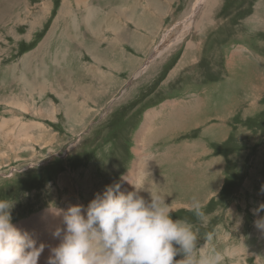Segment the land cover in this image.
<instances>
[{
	"label": "rangeland",
	"instance_id": "374dc122",
	"mask_svg": "<svg viewBox=\"0 0 264 264\" xmlns=\"http://www.w3.org/2000/svg\"><path fill=\"white\" fill-rule=\"evenodd\" d=\"M133 1L50 0L53 11L44 18L36 13L37 8L47 6V0H0V199L15 201L13 223L29 232L37 246H48L39 264H47L50 248L60 243L53 233L64 227L63 211L76 204L87 206L96 193L113 183H120L122 191H132L129 181L149 190L141 192L146 200L152 193L171 204L173 219H187L195 225L199 245L206 244L208 254H222V264H264V229L260 231L256 224L264 211L254 214L264 204V0H218L217 6L209 1L187 28L198 0H168V4L149 0L148 16L141 12L145 7ZM67 2L82 11L78 22L83 27L87 22L100 26L107 22V33L93 43L100 30L84 27V38L62 39V28L76 25L70 14H61ZM112 6L116 8L111 11ZM126 6L134 12V24L120 10ZM154 8L167 12L157 13ZM205 14L211 15L212 23L206 24ZM37 19L42 24L36 30ZM139 21L157 29L127 31L129 26L142 27ZM49 23L60 28L54 30L58 40L49 37L53 33ZM198 24L206 25L195 32ZM116 25L125 29L116 30L121 35H113L118 37L111 35ZM141 41L144 46L137 45ZM66 45L70 50L64 59ZM167 45L171 46L150 67L140 70L157 46ZM123 48L144 53L138 68L134 57L121 58ZM94 50L99 58L117 62L115 93L102 95L95 92L97 85L83 86L90 82V63H96L91 55ZM186 58L191 60L187 69ZM62 71L75 85L83 86L78 92L86 94L53 93L54 75ZM191 79L199 86L213 87L206 104L212 110L232 107L234 87L247 86L252 96L258 95V89L262 93L252 117H237L239 131L217 150L225 154V174L232 185L203 206L202 186L196 182L191 190L177 189V172L165 176L173 182L168 194L155 177L161 147L168 143L149 144L144 139L147 126L141 129L146 114L161 108L163 102L176 103L177 91L192 85ZM81 97L89 99L79 106ZM16 137L23 138L18 142ZM32 137L33 142L28 139ZM175 140L170 144L177 148ZM144 154L153 159L147 162ZM166 168L169 173L171 166ZM177 194L183 203L177 202ZM195 201L202 202L203 220L192 211Z\"/></svg>",
	"mask_w": 264,
	"mask_h": 264
},
{
	"label": "clouds",
	"instance_id": "9594fccd",
	"mask_svg": "<svg viewBox=\"0 0 264 264\" xmlns=\"http://www.w3.org/2000/svg\"><path fill=\"white\" fill-rule=\"evenodd\" d=\"M129 183L132 191L113 183L87 206L76 204L63 211L64 227L53 233L60 243L50 248L47 264H222V254H208L207 245H199L195 225L173 219L171 204L152 193L146 200L141 192L147 189ZM14 207L12 199H0V264H39L48 246H37L29 232L13 223ZM192 211L203 220L199 203H193ZM261 211L264 204L254 214ZM256 224L264 229V218ZM178 255L184 258L176 260Z\"/></svg>",
	"mask_w": 264,
	"mask_h": 264
},
{
	"label": "crops",
	"instance_id": "0c3cea01",
	"mask_svg": "<svg viewBox=\"0 0 264 264\" xmlns=\"http://www.w3.org/2000/svg\"><path fill=\"white\" fill-rule=\"evenodd\" d=\"M136 1L134 0L133 3ZM166 4L169 1L166 0ZM47 6L37 8L38 15H43L45 18V14L52 13L53 11V4H51L50 0H47ZM148 4V5H147ZM156 4V3H153ZM158 2L156 7H158ZM112 5V4H111ZM140 7L144 6L145 9H141L142 13H148L150 4L149 0L144 1L143 4H136ZM69 3H65L64 7L62 8L63 15H69L74 17L76 20V25L73 28L66 27L65 29L62 28V39L71 38L73 41H78L79 36L85 37V33L83 32V28H93V26L97 27L100 33L92 31L93 34H96L95 43L98 38L104 36L107 32L105 29L108 28L107 22L104 23L103 26H100L98 23L93 25L89 22L83 27L81 23L78 22V19L81 21V10L75 7H70ZM155 7V6H154ZM167 7V6H166ZM116 6L111 7V11L115 10ZM132 8V6H131ZM168 8V7H167ZM123 10V14L128 17V21L134 19V12L130 13V9L128 6L122 7L120 10ZM157 13L160 12H167L166 9H156L154 8ZM129 16H128V14ZM141 13V14H142ZM150 13V12H149ZM124 15V16H125ZM147 15V14H146ZM148 16V15H147ZM113 16H111L112 18ZM150 17V14H149ZM37 19L35 23H37L35 29H41V20ZM112 21V19H111ZM156 21V20H155ZM135 22V21H134ZM134 22H131L134 24ZM161 21H156L155 23L158 24ZM147 22L139 21V25L142 27H128L127 31H134L138 30L139 28H153L157 29L156 27L145 26ZM49 29L52 30V35H49L50 38L57 39L56 32L54 30H59L60 28L55 27L54 23H49ZM113 27V26H112ZM159 28V27H158ZM161 28V25H160ZM121 29L125 30L122 27H118L117 25L113 27L112 34L115 33L118 36L121 34L116 33V30ZM109 31V30H108ZM115 35L116 37H118ZM114 36V35H113ZM114 36V37H115ZM128 37V36H127ZM148 40V44L150 40L147 37H144ZM109 39L106 40V42ZM121 40V39H119ZM118 40V42H119ZM143 41L137 42V45L144 46L142 44ZM79 45V43H77ZM113 45H110V51H116V49H112ZM64 55L63 58L65 59L66 52L69 53V47L66 45L64 48ZM123 51L124 54H120L123 60H126L128 57H134L136 60V67L138 68L142 61L141 57L144 53L137 51L135 48L132 49H120ZM91 50H89L90 53ZM67 53V54H68ZM112 53V52H111ZM114 56H117L116 53H113ZM91 55L95 57L96 63L91 64L89 66L90 70V82L83 86H91L97 85L95 92H99L100 94H104L106 92L115 93L117 80L115 79V72L117 70V62L115 60L107 59L103 60L99 58L97 51L94 50ZM187 56V55H186ZM189 56H187L188 58ZM184 61V68H190L189 59ZM61 61V60H60ZM141 61V62H138ZM62 62V61H61ZM106 65L107 68H103L102 65ZM48 68V67H47ZM247 72L245 69H243ZM249 70V69H248ZM248 73V72H247ZM53 81L51 84L55 85V91L53 93H68L69 94H76V92L80 95L86 94L83 92H78V89L83 87L81 85H75L74 82L71 81L67 77V72L62 71L58 75H54ZM66 81V82H65ZM192 85L186 86L183 89L177 91L180 95L178 96V100L176 103H165L161 104V108L158 110H152L146 114L144 120H142L141 129L144 125L147 126V133L144 135V139H148L149 144L166 142L168 143L165 148H162V157L161 159H165V161H158V170L155 172V177L157 180H160L166 188V191L170 195V187L172 185V181H170L167 177L170 174L174 175L177 172V189H193V187L198 183L202 186L205 190V202H198L199 204L206 205L210 200L219 196L223 191L229 189L232 185L229 181V177L226 178V172L228 171L226 161H225V154H219L217 150H220L222 145L229 139H232L233 135L239 131V126L237 124V117L241 119H246L252 117V108L255 107V103H259L261 100V91L258 89L255 96H252V92L248 89L247 86L244 87H234L236 98L235 101L233 100L232 107L222 110L221 108H217L212 110L211 108L207 107V97L210 92L213 90V87L209 86H199L198 83L194 84L193 80L191 79ZM66 88V89H65ZM65 89V90H64ZM217 89V88H216ZM224 90V89H222ZM252 90V89H251ZM66 91V92H65ZM222 92V91H221ZM227 92V91H225ZM229 92V91H228ZM232 95V94H231ZM81 102H79V106L82 105L85 100L83 97L80 98ZM67 102V101H66ZM95 104L93 101L88 100V104ZM65 105V104H64ZM54 108V107H53ZM151 114H157L155 120L151 121ZM154 130L155 136H151V131ZM177 138V148L174 147V144H170V142ZM174 141V142H175ZM146 161H150L153 158H146V154L143 155ZM163 165V166H162ZM166 165L171 166V170L168 173ZM149 166V165H147ZM162 166V167H161ZM163 171H166L164 174ZM197 182V183H196ZM146 181L143 182L145 185ZM156 188H158L156 186ZM203 190L197 191V196L201 197ZM181 197L177 194V202H182ZM175 201L176 199L173 198ZM196 202V201H195ZM183 203V202H182ZM178 203H175L177 205ZM187 204V203H185ZM190 205V204H189ZM179 206V205H178ZM261 231V228H260Z\"/></svg>",
	"mask_w": 264,
	"mask_h": 264
},
{
	"label": "bare ground",
	"instance_id": "6f19581e",
	"mask_svg": "<svg viewBox=\"0 0 264 264\" xmlns=\"http://www.w3.org/2000/svg\"><path fill=\"white\" fill-rule=\"evenodd\" d=\"M144 1H146V0H138V1H136L135 3L136 4H143L144 3ZM168 1V0H167ZM174 1V0H173ZM209 1H211L213 4H214V6H217L218 5V0H198V2H196V4L194 5V8L192 9V12H191V14H190V16H189V18L187 19V22H189V25L188 26H185L186 28L187 27H189V26H192L193 25V22H194V18H195V22H196V16L199 14V12H200V10H201V8L203 7V6H205V5H207L208 3H209ZM148 5V4H147ZM139 7V6H138ZM212 10L213 9H211V10H209V11H205V13H208V12H212ZM97 12V11H96ZM171 12V11H170ZM214 12V11H213ZM128 14V13H127ZM207 15L208 14H205L204 15V18L203 19H205L206 21H207V23L206 24H210V23H212V19L210 18V16L209 17H207ZM128 16H129V14H128ZM160 17V16H159ZM131 22V21H130ZM183 23H185V22H183ZM202 23V22H201ZM205 24V25H206ZM204 25V26H205ZM197 26V28H196V30H195V32H198V31H201V29L204 27H202L201 25H196ZM114 32V31H113ZM167 32H168V30H167ZM113 34H115V33H113ZM166 35H167V33L165 34V38H166ZM164 38V39H165ZM178 40H179V38H178ZM178 40H176V41H178ZM163 43V42H162ZM193 43V42H192ZM192 45V44H191ZM171 45H167L165 48H163V47H161V46H157L156 48H155V50L156 51H154V53L152 54V57L149 59V60H147L144 64H143V67H141L140 68V70L141 71H143V70H145L147 67H150V62L154 59L155 60V58H157V57H160L162 54H164V52L170 47ZM189 46H190V44H189ZM190 48V47H189ZM191 49V48H190ZM152 51V52H153ZM149 69V68H148ZM151 118H154V115L152 116V114H151V116H150ZM0 131H1V128H0ZM28 137V136H27ZM26 137V138H27ZM30 137V136H29ZM21 138H23V137H16L15 138V140L14 141H18V142H20V139ZM25 138V137H24ZM29 139V141H31V142H33L34 141V138L32 137V139L31 138H28ZM27 140V139H26ZM22 143V142H21ZM6 147H7V142H6ZM14 145V144H13ZM16 145H18V144H16ZM140 164V163H139ZM139 169V168H138ZM139 172V171H138ZM140 175V174H139ZM137 177H138V175H137ZM142 177V176H141ZM141 177H138V178H141ZM144 177V176H143Z\"/></svg>",
	"mask_w": 264,
	"mask_h": 264
}]
</instances>
